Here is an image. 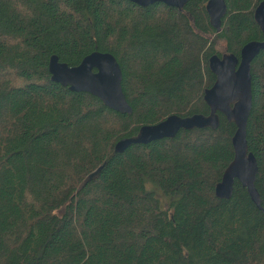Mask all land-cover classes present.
Instances as JSON below:
<instances>
[{
	"label": "trees",
	"instance_id": "16d2710c",
	"mask_svg": "<svg viewBox=\"0 0 264 264\" xmlns=\"http://www.w3.org/2000/svg\"><path fill=\"white\" fill-rule=\"evenodd\" d=\"M208 1L0 0V264H264V50L247 128L262 208L237 180L216 195L235 157L223 113L116 151L143 125L209 115L210 57L263 39V0H226L221 31ZM97 50L120 63L132 114L51 79L52 55L75 66ZM159 189L177 199L162 208Z\"/></svg>",
	"mask_w": 264,
	"mask_h": 264
},
{
	"label": "water",
	"instance_id": "95a60500",
	"mask_svg": "<svg viewBox=\"0 0 264 264\" xmlns=\"http://www.w3.org/2000/svg\"><path fill=\"white\" fill-rule=\"evenodd\" d=\"M130 1L144 7L164 3L181 10L189 0ZM206 9L213 28L221 31L228 12L227 1L209 0ZM255 20L262 30V40L247 42L241 49L240 58L234 53H228L222 56L215 54L209 59L210 68L217 75L215 83L205 91V101L211 108L209 115L196 113L183 117L172 114L159 123L143 125L137 135L120 139L116 144V151L123 152L132 144H148L163 138H174L182 129H217L220 125L219 112L223 113L236 125L233 136L235 157L217 184L216 195L219 198H231L237 180L248 189L254 203L262 208L261 196L256 187L258 160L249 150L247 128L253 109L252 63L264 50V0L256 8ZM49 71L53 81L69 87L71 91L88 92L112 110L122 114L133 113L123 89L121 65L112 53L93 51L75 66H70L57 55H52Z\"/></svg>",
	"mask_w": 264,
	"mask_h": 264
},
{
	"label": "rangeland",
	"instance_id": "374dc122",
	"mask_svg": "<svg viewBox=\"0 0 264 264\" xmlns=\"http://www.w3.org/2000/svg\"><path fill=\"white\" fill-rule=\"evenodd\" d=\"M150 186L152 188L156 189V186H153L152 184H150ZM158 191L160 192V194H163L165 196L164 197L165 199H168L169 200L168 202L165 199L162 200V197L159 195V192H158L159 198L161 200V207L162 208L167 207L166 205H164V203L165 204H168V203L171 204L172 201H174L175 199H177V196L167 195V194L163 193L161 189H159ZM163 201H164V203H163Z\"/></svg>",
	"mask_w": 264,
	"mask_h": 264
},
{
	"label": "flooded vegetation",
	"instance_id": "af4514ba",
	"mask_svg": "<svg viewBox=\"0 0 264 264\" xmlns=\"http://www.w3.org/2000/svg\"><path fill=\"white\" fill-rule=\"evenodd\" d=\"M180 10V9H179ZM182 10V9H181Z\"/></svg>",
	"mask_w": 264,
	"mask_h": 264
},
{
	"label": "bare ground",
	"instance_id": "6f19581e",
	"mask_svg": "<svg viewBox=\"0 0 264 264\" xmlns=\"http://www.w3.org/2000/svg\"><path fill=\"white\" fill-rule=\"evenodd\" d=\"M225 20V19H224Z\"/></svg>",
	"mask_w": 264,
	"mask_h": 264
}]
</instances>
